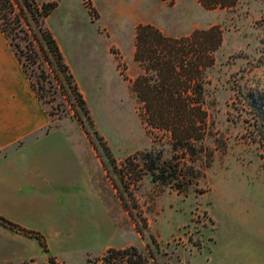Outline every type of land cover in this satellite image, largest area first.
<instances>
[{
	"label": "rangeland",
	"instance_id": "obj_1",
	"mask_svg": "<svg viewBox=\"0 0 264 264\" xmlns=\"http://www.w3.org/2000/svg\"><path fill=\"white\" fill-rule=\"evenodd\" d=\"M56 1L44 25L90 119L72 106L64 80L66 90L23 57L28 77L45 93L41 101L50 112V127L60 124L72 142L64 146L71 194L61 191L60 199L50 190L43 206L56 211L61 225L78 227L90 215L98 226L108 215L113 233L88 232L86 245L76 236L68 237V244L44 236L41 256L24 264H52L51 258L56 264H107L110 248L127 249L114 255V264H209L206 245L212 235L220 246L240 252L237 264H246L245 258L264 264V0L215 9L198 0ZM140 23L173 37L213 25L221 32L201 76L204 132L188 149L141 119L144 108L132 89L142 71L133 59ZM0 39L7 46L1 32Z\"/></svg>",
	"mask_w": 264,
	"mask_h": 264
},
{
	"label": "trees",
	"instance_id": "obj_2",
	"mask_svg": "<svg viewBox=\"0 0 264 264\" xmlns=\"http://www.w3.org/2000/svg\"><path fill=\"white\" fill-rule=\"evenodd\" d=\"M237 1L198 0L206 9L229 8ZM56 5V0L42 2L41 5L35 0H0V31L26 74L23 57L30 64H35L44 79L56 78L66 90L64 80L72 106L77 105L90 119L85 100L56 39L44 25V19ZM220 42L221 32L216 25L194 29L180 37L166 35L150 23L136 26L133 59L139 63L142 71L134 79L132 89L144 108V113H140L141 119L144 121L146 118L157 133L183 149L190 148L192 141L202 138L206 111L202 107L201 76L203 69L212 62L211 54ZM31 84L39 99L44 97L45 93L40 92L32 81ZM73 111L82 124L78 110L74 107ZM0 224L36 237L46 248L40 233L24 229L2 216ZM126 250L110 248L104 259L107 264H114V255L123 254ZM50 260L56 264L52 258Z\"/></svg>",
	"mask_w": 264,
	"mask_h": 264
},
{
	"label": "crops",
	"instance_id": "obj_3",
	"mask_svg": "<svg viewBox=\"0 0 264 264\" xmlns=\"http://www.w3.org/2000/svg\"><path fill=\"white\" fill-rule=\"evenodd\" d=\"M5 40L7 46L0 39V216L64 244H68V237L76 236L79 244L86 245L84 238L88 232L99 228L104 229L103 233L112 234L113 220L108 215L104 217V224L98 226L92 224L97 218L92 219L90 215V222L86 220L78 227L61 225L56 211L43 206L50 190L58 191L54 194L60 199L61 191L65 196L67 191L71 194L72 178L66 177L64 149L66 143L72 144L68 141L70 133L60 124L50 127L48 110ZM80 130H77L79 135ZM84 167L92 181L93 173L85 161ZM95 191L98 197L96 188ZM206 246L209 264H237L240 252L236 248L220 246L213 235ZM41 250L34 236L0 224V264H24L25 260L41 256ZM250 260L245 258L242 262L250 264ZM180 264H188V260Z\"/></svg>",
	"mask_w": 264,
	"mask_h": 264
},
{
	"label": "built area",
	"instance_id": "obj_4",
	"mask_svg": "<svg viewBox=\"0 0 264 264\" xmlns=\"http://www.w3.org/2000/svg\"><path fill=\"white\" fill-rule=\"evenodd\" d=\"M179 238H180V237H178V239H177V240H180Z\"/></svg>",
	"mask_w": 264,
	"mask_h": 264
}]
</instances>
